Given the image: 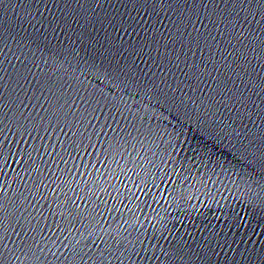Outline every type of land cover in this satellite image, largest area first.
<instances>
[{
    "label": "water",
    "instance_id": "water-1",
    "mask_svg": "<svg viewBox=\"0 0 264 264\" xmlns=\"http://www.w3.org/2000/svg\"><path fill=\"white\" fill-rule=\"evenodd\" d=\"M0 264H264V0H0Z\"/></svg>",
    "mask_w": 264,
    "mask_h": 264
}]
</instances>
